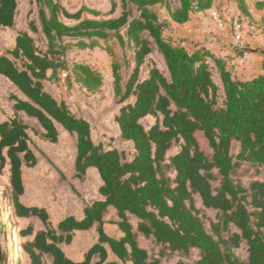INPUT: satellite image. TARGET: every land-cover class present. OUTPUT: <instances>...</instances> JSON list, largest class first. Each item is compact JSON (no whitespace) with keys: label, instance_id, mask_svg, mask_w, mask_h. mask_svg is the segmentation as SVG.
Masks as SVG:
<instances>
[{"label":"trees","instance_id":"1","mask_svg":"<svg viewBox=\"0 0 264 264\" xmlns=\"http://www.w3.org/2000/svg\"><path fill=\"white\" fill-rule=\"evenodd\" d=\"M35 1L40 25L30 21L28 29L18 31L15 45L0 55V74L23 94L10 96L13 115L0 121V171L9 165L14 214L36 217L44 225L35 233L32 224L21 231L34 234L24 247L31 263L161 264L173 255L188 259L196 253L193 260L175 264H264V180L244 185L236 179L244 163L264 170V72L237 77L228 57L189 49L166 34L170 20L183 24L192 13L212 8L215 0H113L108 13L119 10V15L106 19L84 17L85 12L101 14L88 7L70 12L60 0ZM239 9L250 16L245 0H239ZM17 12L18 0H0V28H13ZM32 33L41 36L43 46ZM112 38L130 54L127 77L118 60L112 64L115 93L121 103L128 100L115 116L118 137L132 144L130 150L97 143L90 122L45 84L66 70L85 89H98L102 74L86 63L69 64L66 56L74 46L94 48ZM105 49L113 55L110 46ZM234 52L245 51L236 46ZM155 53L164 59V71L150 60ZM147 116L156 121L149 128L142 123ZM59 126L76 136L74 177L84 180L87 169L95 167L102 184L101 198L85 203L82 217L68 215L54 225L47 208L28 206L21 197L23 169L38 163L32 133L57 143ZM198 132L210 152L201 147ZM234 141L240 147L236 155ZM175 146L179 150L168 156ZM199 203L215 211L210 229ZM110 207L116 210L121 237L106 230ZM91 228L98 232L97 242L83 260L70 258L61 244H71L76 231ZM141 237L158 246V253L142 247ZM4 255L0 245V264Z\"/></svg>","mask_w":264,"mask_h":264},{"label":"rangeland","instance_id":"2","mask_svg":"<svg viewBox=\"0 0 264 264\" xmlns=\"http://www.w3.org/2000/svg\"><path fill=\"white\" fill-rule=\"evenodd\" d=\"M62 5L70 12L80 10L82 7H88L97 10L101 14L94 16L85 12L84 17L92 19H106L119 15V10L114 14H109L113 0H60ZM218 5L223 4V0H217ZM239 4V0H233ZM237 4V5H238ZM158 12L167 17V10L160 5L156 6ZM32 20H39V7L35 0H18V12L16 24L13 28H0V55L7 53L14 45L18 31L28 29ZM264 23V16L261 19ZM68 24H74V21L65 19ZM39 23V21H38ZM259 28L262 27L260 22H256ZM40 25V23H39ZM37 39V43L43 46V40L38 34L32 33ZM168 35V34H167ZM100 46L94 48H79L74 46L67 54L66 58L69 64L82 62L91 65L97 69L103 76L102 85L94 90L89 91L82 87L74 80L71 74L68 78V71L62 70L57 79H49L45 82L46 89L60 100H65L71 110L78 116L86 118L92 127L94 140L102 142L106 147H118L120 149L130 150L132 144L122 142L119 139V126L115 121V116L120 108L127 101L121 103L120 97L116 95L114 88V77L112 64L118 60L122 66L123 77H127L130 67L126 66L125 61L130 59V54L125 52L117 39L112 38L108 42L100 41ZM112 48L111 55L105 47ZM230 57H232L230 55ZM150 60L155 61L164 71L165 64L163 58L158 54L151 55ZM228 67L232 73L239 77L241 70L235 60L230 58ZM147 71L143 72L146 76ZM214 78L219 85L221 81L218 71L213 66ZM71 81V82H69ZM16 94L23 97L19 89L5 76L0 74V121L6 120L13 115V101L10 96ZM131 100V99H130ZM155 118L147 116L142 119V123L149 128L155 123ZM61 135L57 143H51L40 139L32 133V148L38 157V163L34 167L24 169L25 193L21 200L26 205H39L48 209L51 220L57 224L58 220L68 215L82 216L83 206L85 203L98 197L99 176L92 170L88 171L84 180L74 177V163L76 158V136L69 134L63 127L59 126ZM197 138L201 147L210 152V147L201 132L197 133ZM179 150L175 146L168 152V156L175 154ZM240 150L239 144L234 141L232 153L236 155ZM9 165L0 171V245L5 254L2 264H32L29 254L25 251V244L34 237V234L23 236L22 230H26L29 225H33L34 233L44 228L42 222L36 218H20L14 214L12 204V192L10 185ZM236 179L244 185L251 181L260 179L264 180V170L244 163L236 172ZM204 215L207 227L210 229L212 219L215 218V211L205 209L200 203L198 204ZM117 214L110 210L106 215V229L110 234L120 235L121 231L116 223ZM136 219H132L136 225ZM96 228L89 231L79 232L72 243L63 244L65 253L74 258L80 259L84 256L85 251L94 243L98 235ZM14 241V248H11ZM141 246L157 254L159 247L150 239L140 238ZM241 257L245 256L244 248L237 250ZM16 253L17 256L14 254ZM197 257L194 253L192 257H173L162 260L161 264H175L180 259L193 260Z\"/></svg>","mask_w":264,"mask_h":264},{"label":"crops","instance_id":"3","mask_svg":"<svg viewBox=\"0 0 264 264\" xmlns=\"http://www.w3.org/2000/svg\"><path fill=\"white\" fill-rule=\"evenodd\" d=\"M245 1L249 8L250 16L244 15L242 11L239 9V4L237 2H234L233 0H223L222 5H218V1L215 0L212 8L205 11L192 13L190 20L183 24L173 22L167 17L168 20H170V27L169 29H167L166 34H168L167 36L173 38L174 40L182 41V44H184L189 49L202 48V49L210 50L212 53L216 54L217 56L228 57L229 58L228 63L230 61V58L232 60H235L236 64L239 66L238 68L241 70V72L239 73L240 78L254 77L257 74L264 72V53L245 51L241 55L236 54L234 52V48L237 46V44L233 41L232 22L235 19H240L245 24L243 35L246 39V45L243 47L261 48L264 50V23L261 20L264 16V6L262 7L256 6L257 2L264 0H245ZM216 17L218 18L216 19ZM251 22H260L262 27L256 31H253L248 26V24ZM194 44H196V46H193ZM230 55L232 57H230ZM25 168L26 167H24V169ZM24 169H23V179H24ZM90 170L98 174L99 182H100L99 187H100V185L102 184V180L98 173L97 168L89 167L87 169V172ZM99 187H98L99 195L95 199L101 198V195L99 193ZM28 206H39V205H28ZM110 210H113L116 213V210L113 207H110L109 211ZM60 220H58V222ZM89 230H92V228ZM89 230L76 231L73 239H75V237L79 232L89 231ZM96 233L98 234V232ZM121 236H123L122 231L120 235H117V237H121ZM97 240H98V235L96 236V240L94 241L93 244H95ZM61 247L65 251L63 244H61ZM87 250L85 251V253L87 252ZM110 257L114 258V255L112 254L111 251H110ZM83 258L84 256L80 259H74V258L72 259L80 261L83 260Z\"/></svg>","mask_w":264,"mask_h":264},{"label":"built area","instance_id":"4","mask_svg":"<svg viewBox=\"0 0 264 264\" xmlns=\"http://www.w3.org/2000/svg\"><path fill=\"white\" fill-rule=\"evenodd\" d=\"M218 17H216L217 19ZM219 20V19H218ZM244 22L240 19H235L232 22V28H233V41L237 44L239 47H243L246 45V39L243 35L244 31ZM251 30L256 31L259 29V25L256 22H251L248 24Z\"/></svg>","mask_w":264,"mask_h":264},{"label":"water","instance_id":"5","mask_svg":"<svg viewBox=\"0 0 264 264\" xmlns=\"http://www.w3.org/2000/svg\"><path fill=\"white\" fill-rule=\"evenodd\" d=\"M242 50L248 51V52H258V53H264V50L261 48H252V47H241Z\"/></svg>","mask_w":264,"mask_h":264},{"label":"bare ground","instance_id":"6","mask_svg":"<svg viewBox=\"0 0 264 264\" xmlns=\"http://www.w3.org/2000/svg\"><path fill=\"white\" fill-rule=\"evenodd\" d=\"M11 248H12V249L14 248V241L12 242ZM14 254L17 256L16 253H14Z\"/></svg>","mask_w":264,"mask_h":264}]
</instances>
